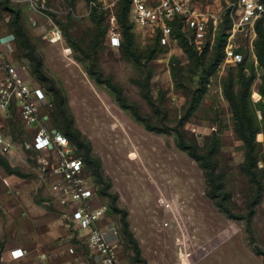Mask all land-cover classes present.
I'll list each match as a JSON object with an SVG mask.
<instances>
[{
	"label": "rangeland",
	"instance_id": "1",
	"mask_svg": "<svg viewBox=\"0 0 264 264\" xmlns=\"http://www.w3.org/2000/svg\"><path fill=\"white\" fill-rule=\"evenodd\" d=\"M237 1L190 0L206 25L205 38L196 48L201 53L207 43V58L225 27L231 24L233 29L239 22ZM121 2L98 0V6L87 0H2L1 18L15 33L11 25L15 12L20 13L48 79H37L30 47L22 37L21 42L15 40L13 64L27 82L40 83L51 92L58 89L64 95L66 115L63 108L54 105L50 123L53 125L55 119L62 131L69 124V135L81 153L87 145L92 158L101 163L114 202L100 191L102 185L92 175L95 167L91 160L86 173L95 186V204L108 205L102 223L116 225L119 256L124 264H143V259L146 264H264V254L258 252L264 251V67L254 48L258 35L249 25L235 27L232 42L244 55L242 63L229 66L221 61L208 76L202 69H193L194 60L178 36L160 46L152 30L134 25L131 12L135 49L146 52L156 48L152 60L143 57L138 64L121 46L110 43L109 14L117 16V10L120 14ZM95 6L104 17L101 26L93 14ZM53 28L62 31L63 38L58 42L47 37ZM118 31L121 42H127L122 26ZM175 68L179 71L176 77ZM242 73L253 76L249 101L260 126L259 183L241 169L246 148L235 130L232 107L224 92L230 78L235 89L240 88ZM108 81L120 87L128 102L137 104L152 123L167 129L159 132L147 128L131 109L122 106ZM176 127L190 143L217 150L214 161L217 171L225 173L230 193L227 204L235 214H246V219L230 218L208 195L206 171L179 146ZM0 130L14 141L6 155L13 171L3 173L4 185H40L36 193H41L50 210L76 230L75 203L63 204L54 195L52 185L58 177L43 171L40 162L49 154L28 146L34 132L24 125L19 110L0 111ZM112 203L126 211L142 260L136 256L134 243L123 231L120 213Z\"/></svg>",
	"mask_w": 264,
	"mask_h": 264
},
{
	"label": "built area",
	"instance_id": "2",
	"mask_svg": "<svg viewBox=\"0 0 264 264\" xmlns=\"http://www.w3.org/2000/svg\"><path fill=\"white\" fill-rule=\"evenodd\" d=\"M131 7L136 26L152 30L154 37L164 46L177 38V29L197 47L201 46L205 38L204 19L191 6L190 0H132ZM236 10L240 14L239 22L231 30L225 47L224 62L228 65L243 59V54L232 42L234 30H237L235 27L249 25L256 33V22L261 19L264 23V2L261 0H238ZM109 16L110 43L120 46L117 16ZM47 37L51 42H58L63 34L60 29L53 28ZM53 106V98L47 89L27 82L20 69L8 61L5 53L0 50V111H9L11 107L19 110L24 125L34 132L28 146L49 154L40 159L42 170L58 177L52 185L54 195L63 204L75 203L74 220L83 231L88 255L96 258L98 264H124L119 256L118 242L110 236V233H117L116 225L111 223L105 226L102 223L109 210L108 205L95 204V186L91 176L86 173L83 158L76 154L69 137L50 123ZM12 146L13 140L0 130V153L8 155ZM70 251L73 252V249ZM24 253L21 248L12 250L14 258Z\"/></svg>",
	"mask_w": 264,
	"mask_h": 264
},
{
	"label": "trees",
	"instance_id": "3",
	"mask_svg": "<svg viewBox=\"0 0 264 264\" xmlns=\"http://www.w3.org/2000/svg\"><path fill=\"white\" fill-rule=\"evenodd\" d=\"M88 2H97L98 0H87ZM264 2V0H261ZM131 2L132 0H122L120 3V14H118L117 10V20L119 23V26H122L123 32L126 36V41L121 42V48H123L124 53L131 57L136 63L140 64L143 60V57H146V61H150L155 57L156 54V48L152 50H147L146 52H141L138 49H135V41L133 39V23L130 21L129 14L132 12L131 10ZM98 4V3H97ZM99 6V4H98ZM98 6H95L94 8V17L97 18L98 25H102L103 16L101 17L99 15V9ZM102 14V13H101ZM100 16V17H99ZM134 25H136L134 19H133ZM11 27L14 29L16 34V39L18 41L21 40V37L23 39V42L26 46L30 47V57L34 63V71L36 73L37 79H48L46 74L44 73L42 69V63L39 57H37L36 53L32 49L31 40L29 37V34L27 30L25 29L24 25L21 22L20 19V13L18 11L14 14V19ZM121 29V28H120ZM232 30V25L225 27V29L218 35L217 37V45L213 49V51L210 53L209 57L207 58V54L209 52V45L206 43L204 45V48L202 52L200 53L197 50V46L191 44L189 40L187 39L186 35L182 32H180L179 29L175 31V36H178L181 39V43L185 46L186 50L190 53L191 58L194 60L195 66L194 70L199 71L202 69L203 72H205L206 75H212L215 71L217 65L222 61L225 60V49L226 47L225 43L228 41V36L230 35ZM256 34L258 35L257 41L255 43V49L257 53V57L259 60V63L262 67H264V23L261 19H259L256 22L255 25ZM154 40L160 45V40L157 37H154ZM22 41V40H21ZM20 41V42H21ZM227 44V43H226ZM239 52H241L238 49ZM242 53V52H241ZM243 54V53H242ZM145 59V58H144ZM244 59V55H243ZM243 59L234 64H229V66H236L242 63ZM178 70L175 68L173 69V75L176 77L178 74ZM52 80L51 78H49ZM100 80V79H99ZM253 81V76H247L245 73H242L240 75V88L238 90L234 87V81L233 78L228 79L224 84V92L227 97V99L230 102V105L232 107L233 115L235 118V130L237 131L240 138L244 141L245 148H246V156L245 161L241 165V169L249 174L255 182L257 177L259 176L258 172V161H257V136L260 131V126L257 122L256 116L253 113L251 107H250V94H251V84ZM109 86L113 88L118 95V100L121 102L122 106L124 108H129L132 110L133 114L136 116L137 119L143 121L147 128L150 130H155L159 132H163L167 129V127H160L156 124L152 123L151 118L148 116L143 115V113L139 110L137 104L135 103H129L127 98L123 95L122 89L118 87L116 84L112 83L111 81H108ZM41 85L40 83H38ZM42 86V85H41ZM45 88V87H44ZM54 101V105L58 107V105L63 108V114L66 115L65 109H64V102L65 98L64 95L61 93L60 90L56 89L55 92H51L47 90ZM261 92L264 96V81L261 85ZM17 110L14 107H11L10 110ZM9 110V111H10ZM51 118V116H50ZM53 118V116H52ZM55 120V119H54ZM53 122L54 128L58 129L59 131H62V129L58 126V123ZM263 122H264V112H263ZM66 131H62L65 133L71 143L76 148V154L78 156H81L84 160L86 171L89 169L88 160L94 162L95 171L92 173V175L95 176L97 182H99L102 186L100 191L104 194H107L111 197V202L115 201V197L108 189L110 188V185L105 181L104 176L101 171V163L95 159L92 158L90 149L86 145L85 146V153H81L79 147L75 143V141L70 137L69 134H71V127L69 124H65ZM178 133L179 137V146L182 149L188 150V152L197 159L201 166L206 171V177L208 181V195L215 201V204L218 206V208L225 212L230 218H239V219H246V214H235L233 208L227 204V201L230 200V193L226 190L225 185V173L223 171L219 172L217 171V164H215L214 156L216 154V149L214 147H208V146H201L197 143H190L185 136V133L176 127L175 129ZM0 164L3 166L7 171L12 172L13 168L11 167L8 158L6 155L0 153ZM90 170V169H89ZM113 207L114 210H116L118 213H120V220L122 222L123 231L127 234L129 237V240L134 243V249L136 256L141 259L140 255V247L138 242L134 239L133 233L129 229V224L127 221V213L125 210L121 209L114 203ZM249 215H253V204H250L248 206ZM250 218V217H249ZM261 254H264V251L259 250L258 251ZM143 264H146V260H142Z\"/></svg>",
	"mask_w": 264,
	"mask_h": 264
},
{
	"label": "crops",
	"instance_id": "4",
	"mask_svg": "<svg viewBox=\"0 0 264 264\" xmlns=\"http://www.w3.org/2000/svg\"><path fill=\"white\" fill-rule=\"evenodd\" d=\"M1 12L0 50L13 63L16 34L3 21ZM4 172L11 173L0 166V264H98L88 255L83 231L78 227V231L73 230L50 210L41 193H36L40 185H4ZM110 236L118 239L114 233ZM17 248L25 253L14 258L12 250Z\"/></svg>",
	"mask_w": 264,
	"mask_h": 264
}]
</instances>
